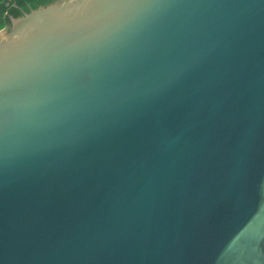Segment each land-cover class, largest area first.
<instances>
[{
	"label": "water",
	"instance_id": "water-1",
	"mask_svg": "<svg viewBox=\"0 0 264 264\" xmlns=\"http://www.w3.org/2000/svg\"><path fill=\"white\" fill-rule=\"evenodd\" d=\"M0 264H264V0L11 18Z\"/></svg>",
	"mask_w": 264,
	"mask_h": 264
},
{
	"label": "trees",
	"instance_id": "trees-1",
	"mask_svg": "<svg viewBox=\"0 0 264 264\" xmlns=\"http://www.w3.org/2000/svg\"><path fill=\"white\" fill-rule=\"evenodd\" d=\"M56 0H16L8 4L0 0V31L11 26V18H20L31 10L47 6Z\"/></svg>",
	"mask_w": 264,
	"mask_h": 264
},
{
	"label": "built area",
	"instance_id": "built-area-1",
	"mask_svg": "<svg viewBox=\"0 0 264 264\" xmlns=\"http://www.w3.org/2000/svg\"><path fill=\"white\" fill-rule=\"evenodd\" d=\"M2 1H5L8 5V4L14 3L16 0H2Z\"/></svg>",
	"mask_w": 264,
	"mask_h": 264
}]
</instances>
